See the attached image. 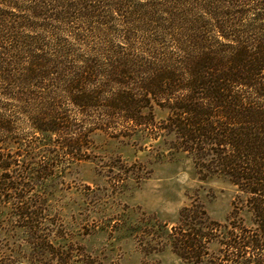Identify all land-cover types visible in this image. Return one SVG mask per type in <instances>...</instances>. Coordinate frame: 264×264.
Returning <instances> with one entry per match:
<instances>
[{
  "label": "trees",
  "instance_id": "1",
  "mask_svg": "<svg viewBox=\"0 0 264 264\" xmlns=\"http://www.w3.org/2000/svg\"><path fill=\"white\" fill-rule=\"evenodd\" d=\"M141 128L173 134L204 177L246 196L224 224L183 208L166 235L173 253L264 264V0H0V201L30 233L34 261L103 264L49 239L35 187L86 159L91 133Z\"/></svg>",
  "mask_w": 264,
  "mask_h": 264
},
{
  "label": "rangeland",
  "instance_id": "2",
  "mask_svg": "<svg viewBox=\"0 0 264 264\" xmlns=\"http://www.w3.org/2000/svg\"><path fill=\"white\" fill-rule=\"evenodd\" d=\"M153 112L158 123L168 116L159 107ZM127 133H91L82 147L86 159L60 165L35 187L47 208L49 239L82 246L103 264H192L173 253L166 237L180 211L197 205L224 224L246 196L225 177H204L194 156L175 147L173 134L146 128ZM13 207L0 201V264H38ZM237 216L253 226L246 208ZM155 232L160 246L151 238Z\"/></svg>",
  "mask_w": 264,
  "mask_h": 264
}]
</instances>
